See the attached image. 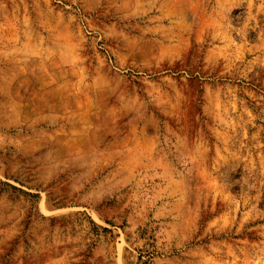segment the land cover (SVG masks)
<instances>
[{
    "label": "rangeland",
    "instance_id": "obj_1",
    "mask_svg": "<svg viewBox=\"0 0 264 264\" xmlns=\"http://www.w3.org/2000/svg\"><path fill=\"white\" fill-rule=\"evenodd\" d=\"M0 264H264V0H0Z\"/></svg>",
    "mask_w": 264,
    "mask_h": 264
}]
</instances>
